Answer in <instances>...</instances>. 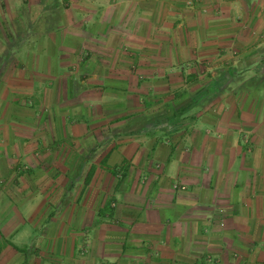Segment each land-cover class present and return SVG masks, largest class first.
Here are the masks:
<instances>
[{"label": "crops", "instance_id": "0c3cea01", "mask_svg": "<svg viewBox=\"0 0 264 264\" xmlns=\"http://www.w3.org/2000/svg\"><path fill=\"white\" fill-rule=\"evenodd\" d=\"M0 72V264H264V0H0Z\"/></svg>", "mask_w": 264, "mask_h": 264}, {"label": "rangeland", "instance_id": "374dc122", "mask_svg": "<svg viewBox=\"0 0 264 264\" xmlns=\"http://www.w3.org/2000/svg\"><path fill=\"white\" fill-rule=\"evenodd\" d=\"M21 26L22 25H18L15 28V30L18 31V34L21 33V31L24 30V29H21ZM25 29H27L29 32L31 31V29L29 27L28 28H25ZM12 37L14 38V33H13V36ZM24 42H25L24 40L22 42H18V43L16 42L15 43L16 48L21 47V44H23ZM16 59L19 60V57H16ZM3 61H5V62H7V63L10 64V63H12L13 59L11 57H8V56L7 57H4V55H2L1 56V62H3ZM200 64H204V62H202ZM200 74L202 75V77L200 79H204V78L207 77L205 74H203V71L200 72ZM3 76H4V73L0 72V95L2 93H4V95L6 96V93H5L6 91H4V90L1 89L2 82L5 80L3 78ZM6 77H7V80H8L9 79V74H6ZM197 79L199 80V78H197ZM191 80H193L192 83H194V80H196V78L195 79H191ZM4 83H5V81H4ZM7 86H9V83H7ZM7 91L9 92V94L11 93L9 91V89ZM101 91H104V90H101ZM105 91L108 92V90H105ZM112 93H115L116 94V92H111V95H112ZM125 93H126V90H125ZM75 94H76V98L77 99H78L79 96H80L79 99L82 97L81 96L82 95V92H80L79 89H76L75 90ZM180 94H182V93L179 92V91H177L173 95H175V99H179L180 98ZM141 96H142V99L143 100H146V99H144V97L148 96V93L141 92ZM9 98H10V100H18V99H14L15 98V95H11ZM26 99L27 100H30L31 98H26ZM181 99L182 98H180V100ZM12 114L15 115V116L12 115V121H11L12 126L13 127H16V129H19L22 126L21 124H23V123L17 122V120H15V117H17V115H18L17 113H15L13 111ZM156 115H159V113H155V116ZM163 116L161 117L162 119H163ZM29 117L31 119H34L35 118V117L32 118V116H30V115H29ZM27 126L30 127V128L31 127L32 128H36L35 120H33V121L30 120L29 122H27ZM10 154H11V157L8 158V160H9V163H10L12 169L10 170V174L7 175V177L5 179H3L2 181H0V190H1V193H2V194H0V209L5 208V206H10V208L14 212V214H19V212H21V210L19 209L20 206H19L18 196L20 197L19 192H20L21 188L23 187L21 185V182H22L21 181V178L22 177L29 176L31 174V172L33 173V171H32L33 169L31 170L29 168L30 162L23 160V157L21 155H19V153H17V152L14 151L13 153H10ZM2 219L3 218L0 219V225L3 224V222H1ZM25 226H27V225H25ZM30 234L35 235V236H33L34 238H36V236H37V233L34 232V231L30 232ZM31 237L32 236H28V237L24 238V240H23L24 241V244H27L28 247H30L31 241L33 239V237L32 238ZM0 242L2 244H5L7 241L4 240V239H0ZM16 248L19 250V247H16ZM19 251H21V250H19Z\"/></svg>", "mask_w": 264, "mask_h": 264}, {"label": "trees", "instance_id": "16d2710c", "mask_svg": "<svg viewBox=\"0 0 264 264\" xmlns=\"http://www.w3.org/2000/svg\"><path fill=\"white\" fill-rule=\"evenodd\" d=\"M180 110H182V109L179 108V109H177V110H174V111H175V112L173 111L174 115H175V114H178V113L180 112Z\"/></svg>", "mask_w": 264, "mask_h": 264}]
</instances>
